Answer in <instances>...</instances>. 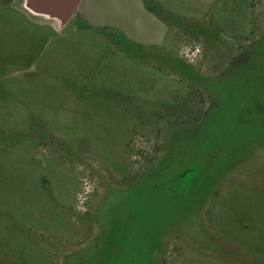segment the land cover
I'll list each match as a JSON object with an SVG mask.
<instances>
[{"label":"rangeland","instance_id":"374dc122","mask_svg":"<svg viewBox=\"0 0 264 264\" xmlns=\"http://www.w3.org/2000/svg\"><path fill=\"white\" fill-rule=\"evenodd\" d=\"M23 8L0 0V264H264V0Z\"/></svg>","mask_w":264,"mask_h":264},{"label":"water","instance_id":"95a60500","mask_svg":"<svg viewBox=\"0 0 264 264\" xmlns=\"http://www.w3.org/2000/svg\"><path fill=\"white\" fill-rule=\"evenodd\" d=\"M83 0H25L24 7L33 15L67 25Z\"/></svg>","mask_w":264,"mask_h":264},{"label":"crops","instance_id":"0c3cea01","mask_svg":"<svg viewBox=\"0 0 264 264\" xmlns=\"http://www.w3.org/2000/svg\"><path fill=\"white\" fill-rule=\"evenodd\" d=\"M24 4H25V0H23V6H24ZM26 12H27V14L29 15V16H32V17H37V18H41V17H38V16H35V15H33L31 12H29L25 7L23 8ZM42 20H43V18H41Z\"/></svg>","mask_w":264,"mask_h":264},{"label":"trees","instance_id":"16d2710c","mask_svg":"<svg viewBox=\"0 0 264 264\" xmlns=\"http://www.w3.org/2000/svg\"><path fill=\"white\" fill-rule=\"evenodd\" d=\"M189 171H193V172H194V170H188V171L186 172V175H190V174H192V173H190Z\"/></svg>","mask_w":264,"mask_h":264}]
</instances>
